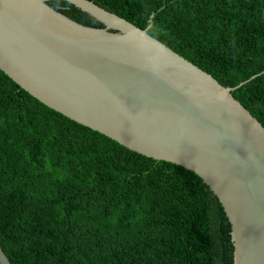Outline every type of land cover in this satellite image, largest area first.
<instances>
[{
	"label": "trees",
	"instance_id": "16d2710c",
	"mask_svg": "<svg viewBox=\"0 0 264 264\" xmlns=\"http://www.w3.org/2000/svg\"><path fill=\"white\" fill-rule=\"evenodd\" d=\"M211 74L264 127V0H90ZM46 3L104 25L65 0ZM254 76V78H252ZM194 172L44 105L0 70V246L11 264H233Z\"/></svg>",
	"mask_w": 264,
	"mask_h": 264
},
{
	"label": "water",
	"instance_id": "95a60500",
	"mask_svg": "<svg viewBox=\"0 0 264 264\" xmlns=\"http://www.w3.org/2000/svg\"><path fill=\"white\" fill-rule=\"evenodd\" d=\"M0 0V70L38 101L144 156L194 172L232 226L233 264H264V127L225 87L90 0ZM254 78V76L252 77ZM0 264H11L0 246Z\"/></svg>",
	"mask_w": 264,
	"mask_h": 264
}]
</instances>
